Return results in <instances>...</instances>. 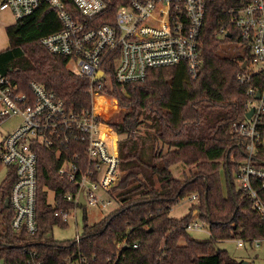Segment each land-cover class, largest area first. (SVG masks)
<instances>
[{"label":"trees","instance_id":"1","mask_svg":"<svg viewBox=\"0 0 264 264\" xmlns=\"http://www.w3.org/2000/svg\"><path fill=\"white\" fill-rule=\"evenodd\" d=\"M114 13L123 0H106ZM228 2L210 3L200 35V67L193 78L185 64L147 71L143 81L117 83L113 72L116 53L102 66L110 85L101 92L115 97L120 107L138 108L142 121L136 125H113L119 135L122 176L112 190L119 207L94 225H84L80 241L53 242L46 236L54 226L65 227L57 209L70 204L63 196L73 185L58 173L59 160L49 149L37 147L36 221L38 233L29 236L12 231V210L5 207L14 176L0 185L1 264H67L82 254L88 264H241L219 241L264 237V224L250 200L238 190V162L245 159L243 142L232 135V124L245 119L246 91L260 89L262 78L246 84L236 78L249 60V49L230 48L231 40L214 36ZM105 22V21H104ZM112 23V21H110ZM61 29L54 11L44 5L32 15L5 28L8 47L0 51V72L22 92L35 81L55 93L65 106L80 113L92 106L89 80L67 65L69 58L48 52L40 40ZM229 47V49L227 48ZM107 100L95 107L105 113ZM136 120L129 110L118 123ZM264 139V115L260 124ZM256 167L264 169V148L255 155ZM175 167V172L172 168ZM52 190L56 208L47 202ZM197 194V205L182 218L170 210L182 199ZM198 210V219L208 224L209 238L197 241L185 225ZM120 245L118 247L117 245ZM136 245V248L133 247ZM35 253L32 258L30 253Z\"/></svg>","mask_w":264,"mask_h":264},{"label":"built area","instance_id":"2","mask_svg":"<svg viewBox=\"0 0 264 264\" xmlns=\"http://www.w3.org/2000/svg\"><path fill=\"white\" fill-rule=\"evenodd\" d=\"M216 1L228 2L229 7L214 36L220 40L236 37L233 45L246 46L250 52L245 68L236 75L238 82L246 84L255 77L263 80L260 89L250 87L246 91L245 111L253 109L252 116L232 124L229 132L244 144L245 159L239 162L231 157V162L239 163L237 188L250 200L264 224V169L256 167L255 159L256 152L264 148L260 132L264 115V0H123L114 13L108 11L106 0H0V12L8 11L15 22L44 5L54 11L61 29L43 37L40 43L48 52L75 63L74 72L89 80L92 99L90 110L77 113L41 84L31 81L22 92L0 72V167L6 169L3 181L14 176L8 198L13 232L35 236L39 231L38 146L55 154L60 162L58 175L74 187L73 192L63 196L69 209H57L55 213L62 222L67 223L71 213L76 221L75 213L80 208L111 205V192L122 173L118 135L95 107L97 99L107 100L100 94L106 76L102 66L110 55H118L113 72L117 83L143 81L150 69L178 64H185L196 78L203 22L209 4ZM99 71L102 74L97 78ZM190 200L198 202L199 196L192 194ZM53 201L56 208L54 193ZM207 228V222L200 219L185 225L189 232ZM79 241L77 236L74 242ZM245 245L253 249L263 246L264 237L236 239L237 247ZM30 255L35 258L34 252ZM67 264L88 262L79 253Z\"/></svg>","mask_w":264,"mask_h":264},{"label":"rangeland","instance_id":"3","mask_svg":"<svg viewBox=\"0 0 264 264\" xmlns=\"http://www.w3.org/2000/svg\"><path fill=\"white\" fill-rule=\"evenodd\" d=\"M14 19L12 15L8 11L0 12V51L4 50L8 47V39L5 33V28L8 26L13 25ZM235 50L237 47L235 45H230ZM229 49V47H227ZM241 52V49L235 50L234 52ZM237 52V53H238ZM67 67L71 71H76V65L73 61L68 62ZM250 69H255V66H250ZM105 85H110V80L105 76ZM100 94L104 95L108 100V109L105 113H102L103 121L113 129V125H136L142 121V112L138 108L132 107H120L118 100L108 95L105 92H101ZM126 110H129L133 115L135 114L136 120L132 123L129 122H121L118 123L122 113H125ZM13 122V121H12ZM11 122V123H12ZM9 123L8 125H10ZM115 132V131H114ZM117 140L119 142V135L117 136ZM172 172H175V167H173ZM122 173V172H121ZM6 175V169L4 167H0V185L2 184L3 179ZM47 191V202L49 205L53 207V191L46 189ZM198 202L191 201L189 197L182 199L178 204L173 206L170 210V216L172 218H182L189 214L191 211L192 205H197ZM119 207V203L113 199L110 206L105 208H97L87 206L84 208H80L75 213V219H73V213H71L70 217L68 218L67 225L65 227L54 226L52 231L48 233L46 236L50 241L53 242H67V241H75L76 237H81L83 234L84 225H94L99 223L115 211ZM199 212L198 210H194L192 213L193 219H198ZM2 218L0 215V233L2 232ZM190 237L194 238L197 241H205L209 238V231L208 229L203 230H195L189 232ZM217 248L225 250L232 258L237 261H246L248 264H264V245L258 248H251L247 245L243 247L236 246V240H224L219 241L216 244ZM1 264V263H0Z\"/></svg>","mask_w":264,"mask_h":264},{"label":"water","instance_id":"4","mask_svg":"<svg viewBox=\"0 0 264 264\" xmlns=\"http://www.w3.org/2000/svg\"><path fill=\"white\" fill-rule=\"evenodd\" d=\"M242 68L244 69L245 68V63L242 65ZM102 74V71H99L98 74H97V78H99ZM259 95L257 94L256 95V98L258 99ZM252 113H253V109H250L246 114H245V118L246 119H250V117L252 116ZM82 205L84 204L83 203V200L81 199V202H80ZM5 207L8 208L9 207V203H8V199L5 201ZM241 264H248L246 261H243Z\"/></svg>","mask_w":264,"mask_h":264},{"label":"crops","instance_id":"5","mask_svg":"<svg viewBox=\"0 0 264 264\" xmlns=\"http://www.w3.org/2000/svg\"><path fill=\"white\" fill-rule=\"evenodd\" d=\"M15 22V21H14Z\"/></svg>","mask_w":264,"mask_h":264}]
</instances>
